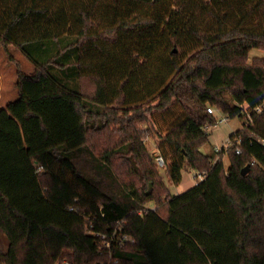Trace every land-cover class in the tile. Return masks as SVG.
<instances>
[{
	"label": "trees",
	"instance_id": "trees-1",
	"mask_svg": "<svg viewBox=\"0 0 264 264\" xmlns=\"http://www.w3.org/2000/svg\"><path fill=\"white\" fill-rule=\"evenodd\" d=\"M79 3L67 17L0 0L10 62L12 46L57 50L17 70L0 108V264H264V108L230 136L239 146L201 151L216 124L207 107L242 121L264 103V58L248 64L264 51V0ZM182 171L204 177L172 196ZM118 223L134 243L108 255L93 233Z\"/></svg>",
	"mask_w": 264,
	"mask_h": 264
},
{
	"label": "rangeland",
	"instance_id": "rangeland-1",
	"mask_svg": "<svg viewBox=\"0 0 264 264\" xmlns=\"http://www.w3.org/2000/svg\"><path fill=\"white\" fill-rule=\"evenodd\" d=\"M63 1H65V6H63ZM82 1L83 0H40V3L41 6H50L51 10H54L53 11L54 15L59 16L60 10L63 9L67 13V17H69V15L74 11L78 3ZM198 22L204 24L206 23V19L199 16ZM246 25H250L253 28H257L258 20L253 19L252 21L248 22ZM67 40H71V38H67ZM36 45H41V43H37ZM49 45L51 46V48L47 50H42L44 49V47L39 48L36 46H31L30 50H28L30 51V54L28 55L24 53L23 50L17 49L12 46L8 51L13 59L11 62L9 61L8 53H5V51L2 48H0V108H4L9 101L17 97V89L15 85H16V73L18 69L23 70L26 74L32 73L35 66V62L33 59L35 58L39 59L38 57L42 56L41 60L43 61L44 59L53 56V54L57 52L55 45H52V43ZM44 46L47 47L48 43H46ZM52 48L54 50H51ZM254 52L257 53L259 56H264V51L260 49H254L253 53ZM64 59L65 56H62L60 61L65 62ZM15 62L18 63L20 68L15 64ZM55 70L57 72L59 80L61 78L66 79L64 73H62L59 69H55ZM55 78L57 79V77ZM66 84L68 85V87L75 88L76 79L74 77H70V79L66 81ZM217 115L220 114L217 113ZM241 129H242V121L239 120L238 118L228 119L222 123L217 122L215 125H208L206 128V132L208 134V142L206 145H204L201 148V151L206 154H210L215 149H220L231 135L235 134L237 131ZM148 147L152 152V154L155 155L157 154L155 147L151 143L148 144ZM222 161L224 166L228 167L229 162L226 155L223 156ZM78 167L84 174H86L91 179L98 178L99 175L98 168L95 167L94 169V167L91 164L87 162L86 163L79 162ZM196 176H198V174L195 171H182L180 183L176 186L174 185L169 186L170 194L172 196H176L193 187L196 184V181L200 180L196 178ZM64 262H68V261L62 259L59 264H63ZM111 263L117 264L114 263V260L112 261L110 259L107 264H111Z\"/></svg>",
	"mask_w": 264,
	"mask_h": 264
},
{
	"label": "built area",
	"instance_id": "built-area-1",
	"mask_svg": "<svg viewBox=\"0 0 264 264\" xmlns=\"http://www.w3.org/2000/svg\"><path fill=\"white\" fill-rule=\"evenodd\" d=\"M264 108V103L262 105H258L256 106L253 110H248V109H244L243 110V120L242 123L245 125H251L253 123V116H252V112L254 113H261L262 110ZM207 113L209 114H215L216 115V123L217 122H225L226 120H228L229 118L227 117V115L222 114L218 111H216L213 107H207L206 108ZM217 113H219L220 115H217ZM239 118V117H238ZM242 124V128H244V125ZM242 130V129H241ZM241 143V138L240 137H234L233 139H231L229 137V139L224 143V145L220 148V149H215L214 151L216 153L222 151V149L227 150L230 147H233L235 144L237 146H239ZM235 153L239 154L240 153V149L239 147L235 148ZM217 160V157L215 158L214 162ZM156 162L157 165L159 167L163 166V160L162 158L157 154L156 155ZM204 177L203 174H198V176H196V178L202 180ZM121 229V223H118V228L111 234V236L109 238H107L105 235H99L97 233H93L95 236H100L101 238V244L105 247L107 253L109 255H112V249L117 248V247H122L124 242H128V243H134V241L128 237L126 234H123ZM92 233V232H91ZM117 259H114V263H117ZM63 264H70L69 262H64Z\"/></svg>",
	"mask_w": 264,
	"mask_h": 264
},
{
	"label": "crops",
	"instance_id": "crops-1",
	"mask_svg": "<svg viewBox=\"0 0 264 264\" xmlns=\"http://www.w3.org/2000/svg\"><path fill=\"white\" fill-rule=\"evenodd\" d=\"M253 50L254 49H252V50H250L249 51V54H248V64H251V61L254 59V58H260V59H263L264 58V56H259L257 53H253ZM252 54V55H251ZM250 55H251V57H250ZM250 57V58H249Z\"/></svg>",
	"mask_w": 264,
	"mask_h": 264
},
{
	"label": "water",
	"instance_id": "water-1",
	"mask_svg": "<svg viewBox=\"0 0 264 264\" xmlns=\"http://www.w3.org/2000/svg\"><path fill=\"white\" fill-rule=\"evenodd\" d=\"M262 145H263V147H264V142L262 143ZM248 169H249V165H246L245 168L242 169L241 173H242L243 175L246 174L247 171H248Z\"/></svg>",
	"mask_w": 264,
	"mask_h": 264
}]
</instances>
